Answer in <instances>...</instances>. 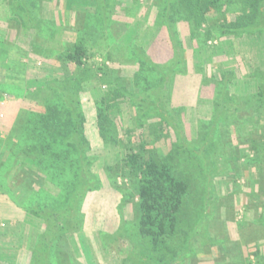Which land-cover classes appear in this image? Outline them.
Returning <instances> with one entry per match:
<instances>
[{
	"label": "trees",
	"instance_id": "1",
	"mask_svg": "<svg viewBox=\"0 0 264 264\" xmlns=\"http://www.w3.org/2000/svg\"><path fill=\"white\" fill-rule=\"evenodd\" d=\"M86 1L94 4L90 5V10L86 7L83 13L80 12L84 16V29L80 34L93 35L91 38L95 37L98 41L102 37L105 41L112 40L114 36L110 30L117 23L115 15L119 14L120 0ZM30 2L13 0V13L19 19V26L37 33L45 29V24L39 19L38 3ZM145 8L149 14L155 11L153 24L166 29L171 43L170 54L157 62L139 44L131 46V59L137 65L131 82L121 76L118 69H110L106 61L94 68L107 88L96 102L97 128L105 144L119 146L123 151L121 162L116 166H105V170L112 184L124 189L118 205L122 223L126 220L125 207L137 199V221L132 225L137 227V239L142 237L137 247L143 250L137 264H184L190 261V255L185 250L195 251L202 238L200 230L196 234L191 233L186 225L187 214L191 212L189 203L199 204L204 214L208 203L212 202L209 196L213 193L218 199L214 188L217 177L228 178L234 172L240 173L239 161L245 158L255 168L250 170L255 172L250 175L252 183L258 182L259 189L264 192V133L259 126L264 123V79L256 93L245 90L234 92L232 86L235 79L249 81L253 74L245 79L240 77L238 66L233 67L238 72L221 65L212 70L209 68L204 82H212L215 87L211 99L212 112L204 118L199 136L190 140L185 130L186 121L180 119L181 114L187 111L186 107L177 108L171 104L176 79L188 71L186 40L199 41L201 50L198 53L201 54L210 50L212 41L236 39L244 35L263 36L264 0H147ZM84 39L85 36H82L74 48L54 56L62 63L64 75L55 76L37 88L45 110L38 113L27 111L24 118L18 119L13 129L14 140H5L7 152H1L0 190L12 197L14 188H9L7 183L14 179L17 187L22 189L15 200L30 201L23 206L26 212L44 223L30 264H57L55 251L58 242L83 228L82 209L86 197L90 192L103 188L102 179L93 168L99 157L93 152L86 132L87 119L80 96L90 69L85 59L92 57L88 55ZM40 47L42 45L33 46L30 50L40 55ZM194 60L196 69L203 71L205 64L196 55ZM71 64L77 68L76 71L69 69ZM208 65L211 66V63ZM258 71L260 69H256L255 73ZM5 95V89L0 85V104ZM125 102H129L135 110L137 127L150 133L153 147L149 146L144 134H140L139 140L135 141L133 130H127L124 137L120 136L114 118L119 113V105ZM192 111L195 112L194 109ZM244 123L250 130L246 139L241 137L246 127L242 125ZM233 126L232 131L230 128ZM225 133L228 137L234 133L240 143L237 147L234 145L236 156L233 160L237 163L234 170L228 167L227 174H223L225 160H218L214 148L215 139H223ZM163 138L169 141L170 146L155 147ZM192 160L199 162L201 171H206L203 179L200 175L193 177L195 173L190 170L191 165H185ZM13 161H16L14 166ZM13 167L15 178H9ZM17 173L19 175L16 176ZM113 175L127 179V182L118 186ZM236 178L235 181L241 179ZM48 179L58 187L56 194L50 195L46 190ZM197 198L200 201L195 200ZM211 215L204 220L207 224ZM257 222L264 229V204ZM192 224L189 221V225ZM261 243L257 241L253 244V256L262 257ZM46 254L50 258L45 259Z\"/></svg>",
	"mask_w": 264,
	"mask_h": 264
},
{
	"label": "rangeland",
	"instance_id": "2",
	"mask_svg": "<svg viewBox=\"0 0 264 264\" xmlns=\"http://www.w3.org/2000/svg\"><path fill=\"white\" fill-rule=\"evenodd\" d=\"M31 2L40 6L38 16L45 24V29L37 33L19 26V19L13 13V0H0V85L6 93L0 104V140H2L0 158L2 151L7 152L8 144L5 140H14L13 129L18 119L24 118L27 111L38 113L45 110L43 99L37 95V88L44 86L55 76L64 75L62 63L58 62L56 57L54 59V56L68 48H74L82 36H85V46L89 49L88 55L92 57L85 59L86 64L89 65L87 68L90 69L82 84L80 96L87 119L86 132L93 152L99 157L93 168L100 175L103 188L87 195L82 209L84 226L79 232L69 234L58 242L55 251L56 261L57 264H137V259L143 251L137 247V242L142 237L137 239V227L132 225L137 221V216L135 217L137 199L125 207L126 220L122 223L118 205L124 189L112 184L105 166H116L120 163L123 151L119 146L105 144L99 135L96 102L103 97L107 88L99 80L94 68L106 61L110 69H118L120 75L131 82L137 70L135 61L131 59V46L139 44L154 60L160 62L170 54L169 35L164 27L153 24L155 11L152 13L150 11L151 15L149 14L145 8L147 0H139V7L137 0L119 1V14L115 15L117 23L110 30L114 37L110 41H105L103 37L98 41L95 37L91 38L93 35L80 34L84 29V16L80 12L83 13V8L86 7L90 10L94 4L91 1L31 0ZM93 20L96 21V18ZM186 41L188 71L187 74L176 79L171 104L176 105L177 108L186 107L187 111L181 114L180 119L182 122L186 121L187 138L191 140L199 136L204 126V118L210 116L212 112L211 99L215 87L212 82H204L210 69L221 65L225 69L233 70V67L238 66L240 77L248 79V75L253 74V78L249 81L243 80L244 82L235 79L232 90L234 92L245 90L250 93L258 91L264 79V71H262L264 70V35H244L236 39L212 41L209 45L210 50L202 51L201 54L198 53L201 50L199 41H189V39ZM40 45L43 47H40L39 51L42 54L30 50L31 47ZM194 54L205 64L203 71L196 69ZM209 63L211 66L208 65ZM71 65L69 69L76 71L74 64ZM256 69L260 71L255 73ZM118 108L119 113L115 115L114 121L118 125L120 136L124 137L127 130H133L135 141L139 140L140 134H144L149 146L153 147L148 130L137 127V116L133 106L125 102ZM192 109L195 110L194 113ZM245 124H242L246 127L241 137L246 139L250 130ZM238 126L241 127L239 124ZM259 126L264 133V123H260ZM233 129L234 126L230 128L232 131ZM172 133L174 138V132ZM231 135L228 137L225 133L223 139H215L216 157L218 160L220 158L225 160L223 164L226 167L223 174L225 172L227 174L229 166L234 170L237 163L233 160L236 156L234 145L237 147L239 142L234 133ZM166 141L168 140L161 139L155 147L170 146L169 141ZM200 159H202L201 155ZM239 162L240 173L233 171V176L215 179L214 188L218 199H215L213 193L209 196L212 202L214 199L215 202L208 203L209 207L204 214L199 204L196 206L192 202L189 203L191 212L188 211L186 225L189 226L191 233L196 234L200 230L202 238L195 251L185 250L186 254L190 255V261H185L184 264H264V229L257 222L264 204V192L259 189L258 182L254 184L250 179L251 173H255L250 170L255 168L245 158L240 159ZM15 164L16 161H13V166ZM185 165H191L190 170L195 173L193 177L198 178L200 175L203 179L206 174L204 169L201 171L199 168V162L187 161ZM257 170L260 171L259 168ZM15 173V167L11 168L9 178H15ZM262 175L264 179V172ZM112 177L115 178L114 175ZM235 178L239 181H235ZM115 179L118 186L127 182V179L123 180L119 177ZM48 180L50 181L45 182L46 190L50 195L56 194L58 187L52 184L51 179ZM14 181L10 179L7 183L9 188H14L12 197L0 190V262L30 264L33 249L39 234L44 229V223L26 212L23 206L28 205L30 201L25 203L23 199L15 200L22 189L20 186L17 187L18 183L15 184ZM195 200L200 201L199 198ZM208 214L212 215L207 224L204 220L208 218ZM189 221L193 224L189 225ZM124 234L127 236L123 237ZM192 235L194 237V234ZM257 241H262L260 247L262 257L252 255L253 244ZM5 245L9 247L10 252L1 250ZM48 258L50 257L46 254L45 259ZM11 260L13 262L9 263Z\"/></svg>",
	"mask_w": 264,
	"mask_h": 264
},
{
	"label": "crops",
	"instance_id": "3",
	"mask_svg": "<svg viewBox=\"0 0 264 264\" xmlns=\"http://www.w3.org/2000/svg\"><path fill=\"white\" fill-rule=\"evenodd\" d=\"M9 247L7 246V245H5V246H2L1 247V250H3L4 252H10L9 251V249H8ZM11 256H12V251H11ZM6 255H8L7 253H6ZM6 255H4L5 257H6ZM14 257V256H13ZM3 260H5V261H8V260H6V259H3ZM4 262V261H3ZM11 262H13V260H11V261H9V263H11ZM18 264V263H17Z\"/></svg>",
	"mask_w": 264,
	"mask_h": 264
}]
</instances>
